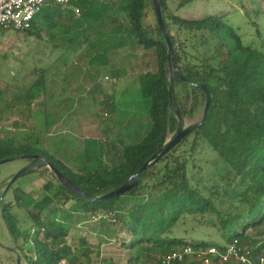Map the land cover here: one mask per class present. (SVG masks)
<instances>
[{
    "label": "trees",
    "instance_id": "16d2710c",
    "mask_svg": "<svg viewBox=\"0 0 264 264\" xmlns=\"http://www.w3.org/2000/svg\"><path fill=\"white\" fill-rule=\"evenodd\" d=\"M174 1L163 0V16L177 68L189 84L175 72L172 99L167 43L158 21L155 27L144 26L151 13L156 17L153 0L81 2L77 4L82 11L80 17L69 8L50 5L37 16L32 28L24 31L42 39L37 19L55 26V18H63L68 26L59 48L72 50L83 45L79 64L97 62L119 78L131 66L135 51L154 54L157 70L139 76V87L131 92L126 105L131 118L148 117L146 134L141 141L129 144L125 136H118L122 153L111 168L105 167L103 160H96L83 173H77L39 148L42 139L37 133L41 130L29 127V122L33 123L35 111L41 107L43 123L46 129L50 126L47 111L54 95L48 81L50 68L42 70L28 88L13 87L17 92L10 101L8 91L0 90V122H12L17 131L30 132L21 145L12 138L0 137V162L43 156L90 196H104L120 188L159 154L169 137L173 134L174 138L178 132V111L184 124L201 106L205 109V92L192 84L207 86L211 94L205 123L143 172L139 184L126 194L94 202L66 189L53 172L54 179L47 180L39 196L26 193L15 181L10 186L13 202L3 203L4 214L14 206L27 210L29 230L18 228L15 215L7 217L15 242L22 238L25 245L31 243L29 255L33 258L28 259L29 264H91L99 260L114 264L100 258L99 251L98 260L93 259L95 251L86 236L76 242L75 249L67 243L73 226L89 222L109 226L108 241L134 252L129 264H151L185 247L195 252L185 264H202L208 257L213 264H243L233 259L220 263L206 254L211 247L224 252L232 244L253 262L260 255L264 247V230L259 231L264 228V51L244 44L239 29L226 20L228 13L183 18L176 13L192 0L181 1L175 11L169 6ZM245 9L250 18L251 10L242 6ZM101 105L109 113L120 111L125 115L114 101ZM203 147L213 154L214 163L207 166L212 170L197 178L192 171L197 167L196 154ZM111 148L117 150L114 143ZM198 169L201 175L204 168ZM37 172L42 176L41 170ZM145 194L147 199L139 201ZM125 196L135 199L130 207L124 203ZM72 201L73 206L66 209ZM187 218L198 220L197 225L212 223L222 242H190L175 236L178 225ZM128 236L130 240H126ZM199 253H205L204 257Z\"/></svg>",
    "mask_w": 264,
    "mask_h": 264
},
{
    "label": "rangeland",
    "instance_id": "374dc122",
    "mask_svg": "<svg viewBox=\"0 0 264 264\" xmlns=\"http://www.w3.org/2000/svg\"><path fill=\"white\" fill-rule=\"evenodd\" d=\"M181 1L184 0L170 3L171 10L175 11ZM195 1L192 0L189 4H195ZM203 3L206 6L219 4L217 12L219 14L220 12H229V18L227 17L226 20L230 25L233 24L235 28L239 29L244 44L264 51V0H237L234 3L238 9L234 7L233 2L225 0H206ZM241 6L251 10L250 18L246 15V9L241 12ZM65 9L67 10L66 7H63V10ZM187 11L180 12V15L195 18L207 15L205 14L207 9H200V7L189 8ZM55 21L57 25L51 26L49 23L37 19L42 39L15 30L0 32V90L8 91L7 101H10L13 93L17 92L12 90L13 87L28 88L42 70L50 68L48 81L54 94L53 102L47 111L48 119L51 122L50 126L46 129L43 123L44 115L40 111L41 107H37L33 123L29 122V127L37 126L41 130L37 133V136L42 139V145L39 148L77 173H83L85 167H89L96 160H103L105 167L111 168L122 153V144L118 136H125L126 142L129 144L141 141L146 134L145 126L149 123L148 117L144 115L135 117V119L131 118L126 105L128 99L132 98L131 92L139 87V76L144 72L157 70L154 54L146 53L143 50L135 51L129 63L131 66L124 72L122 78L116 77L107 66H99L97 62L89 66L79 64L83 45H76V48L74 46L72 50L59 48L63 42L61 35L66 30L67 23L63 18L59 19L58 17L55 18ZM156 24L157 20L153 13L144 20L146 28L155 27ZM153 37L156 38L157 34ZM66 78H68L67 81H65ZM111 101L120 106V110L125 115L122 116L120 111L109 113L101 105V102L109 103ZM204 110V106H201L193 118H187L184 121V127L199 123ZM29 134L28 129L17 131L12 126V122H0L1 139L12 138L17 145H21ZM172 138L173 134L169 137V141ZM113 143L117 150L111 148ZM212 159L213 154L207 152L205 147L201 148L196 154L195 164L197 167L192 171V174L197 178L207 174L209 170H212H207V166L214 163ZM30 162L31 160L28 159H19L0 165V178L4 174L14 176ZM199 166L204 168L201 175ZM40 170L42 176L37 172ZM37 171L22 176L16 185H21L28 194L38 193L37 196L43 194V187L47 180L54 179V177L49 168L45 167ZM10 199L11 191L6 195L4 202H0V264H27L28 259L33 258L29 255L31 243L21 247L18 242H15L8 217L13 215L17 217V226L22 232L31 228V221L24 208L14 206L4 214L3 203L8 204ZM143 199H147L146 194L139 197V201ZM123 200L128 207L135 202V199L129 196H125ZM73 204V201L67 204L66 209H70ZM197 224L198 220L187 218L185 222L178 225L174 234L190 242H222L216 229L212 227V223ZM263 230L264 228L259 229V231ZM253 233V231H249L248 234ZM85 236L90 242L92 250L95 251L93 255L95 260L99 258L97 251H99L100 258H104L107 262L112 261L114 264H129L135 255L133 251L118 246L117 248L108 241L110 238L109 226H100L98 222L85 223L76 228L73 226L66 241L75 249L78 244L76 242ZM126 240H130V236ZM20 241L22 244L24 240L21 238ZM17 246L21 247L19 251L16 250ZM19 257L21 262H19ZM99 261L96 262L99 263ZM61 264L68 263L63 261Z\"/></svg>",
    "mask_w": 264,
    "mask_h": 264
},
{
    "label": "water",
    "instance_id": "95a60500",
    "mask_svg": "<svg viewBox=\"0 0 264 264\" xmlns=\"http://www.w3.org/2000/svg\"><path fill=\"white\" fill-rule=\"evenodd\" d=\"M153 3H154L155 14L157 17V21H158L160 31H161V33H162V35H163V37L167 43V46H168V59H169V64H170V68H171V76H172L169 93H170V98L172 99L173 75H174V73L176 72V74L184 82H186L188 84H189V82L185 79L184 76L181 75V73L179 72V70L177 68L170 34L167 31L164 16H163V0H153ZM192 85L202 89L206 94L207 103H206V107H205L204 114H203L201 121L199 123L193 125V126L185 128L183 125V121L180 118V113L178 111L179 128H178V132L174 136V138L168 142L167 146L165 148H163L159 154H156L149 161H147L142 166V168H140L132 177H130L127 180V182L123 186H121L120 188H117V189L111 191L110 193H108L104 196H100V197L90 196V195L84 193L82 190H80L73 183L69 182L68 178L56 166H54L50 161H48L45 157L40 156V155H27L24 157H16V158H12V159L3 160L0 162V165H3L6 163L17 161L19 159L31 160L30 164H28L27 166L22 168L20 171H18L12 177V179L9 181V183L6 186V191L15 181H17L22 176L46 167V168H49L56 175L59 183L61 185H63L66 189H68L69 191H71L77 195L88 198L94 202H100V201L108 200V199H111L113 197H117V196H120V195H123V194L130 192L132 189H134L139 184V177L143 172H145L151 166L158 163L167 154H169L172 150H174L175 147H177L187 135H189L190 133H192L193 131H195L197 128L201 127L205 123L208 112H209L210 104H211V94H210L207 86H205V85H198V84H192ZM36 161H40L41 163L38 165H35L34 163ZM2 200H3V196L0 197V202H2Z\"/></svg>",
    "mask_w": 264,
    "mask_h": 264
},
{
    "label": "built area",
    "instance_id": "2783aa9c",
    "mask_svg": "<svg viewBox=\"0 0 264 264\" xmlns=\"http://www.w3.org/2000/svg\"><path fill=\"white\" fill-rule=\"evenodd\" d=\"M112 0H0V32L11 30L24 32L32 28L33 22L42 10L50 5H60L73 10L76 17L81 16V8L77 4L81 2L107 3ZM109 79V78H108ZM264 243V242H263ZM240 249L236 244L230 245L226 251L222 252L217 247H211L206 252L207 255L219 259L220 263L228 262L230 259L243 264H264V247L260 252L256 262L240 255ZM205 254V253H204ZM201 253L197 254L200 257ZM195 255L191 247H185L171 252L158 261L151 264H185L186 261ZM105 264L102 261L91 264ZM202 264H213L212 260L204 258Z\"/></svg>",
    "mask_w": 264,
    "mask_h": 264
},
{
    "label": "crops",
    "instance_id": "0c3cea01",
    "mask_svg": "<svg viewBox=\"0 0 264 264\" xmlns=\"http://www.w3.org/2000/svg\"><path fill=\"white\" fill-rule=\"evenodd\" d=\"M204 1H206V0H196L195 1V4L194 3H192V4H188L187 6H185V7H183L182 9H180L176 14L178 15V16H180V17H183V18H195V17H185V16H182V15H180V12H186L189 8H194V9H196V8H199L200 7V9H207V12H205V14H207V15H215V14H219L218 12H217V6L219 5V4H212L211 6H206L203 2ZM225 1H228V2H235V1H237V0H225ZM239 1H241V0H239ZM235 4V3H234ZM234 7H236L237 8V6H236V4L234 5ZM240 8H242V6L240 7ZM238 9V8H237ZM183 10V11H182ZM188 12V11H187ZM241 12H243V10L241 11ZM220 13H223V12H220ZM227 13V12H226ZM229 13V12H228ZM231 17V16H230ZM196 18H198V17H196ZM228 18H229V16H228ZM233 25V24H232ZM234 26V25H233ZM83 51V50H82ZM13 175L11 174V175H9V174H4V175H2V177L0 178V197L1 196H3V200H2V202H4V200H5V197H6V195L11 191V199H10V202H13V190H10V187L7 189V191H6V186H7V184L9 183V181L11 180V177H12ZM19 180V179H18ZM17 186H19V187H21L22 189H23V187L21 186V185H17ZM23 191H25L24 189H23ZM26 192V191H25ZM27 193V192H26ZM21 243V241H18V244L21 246V247H24V245L25 244H23L24 243V241H23V245L22 244H20ZM21 247H19V246H17V248H16V250H18L19 251V248H21ZM18 254V253H17ZM19 262H21V258L19 257ZM27 264H29V262L27 263Z\"/></svg>",
    "mask_w": 264,
    "mask_h": 264
},
{
    "label": "flooded vegetation",
    "instance_id": "af4514ba",
    "mask_svg": "<svg viewBox=\"0 0 264 264\" xmlns=\"http://www.w3.org/2000/svg\"><path fill=\"white\" fill-rule=\"evenodd\" d=\"M31 163V162H30Z\"/></svg>",
    "mask_w": 264,
    "mask_h": 264
}]
</instances>
